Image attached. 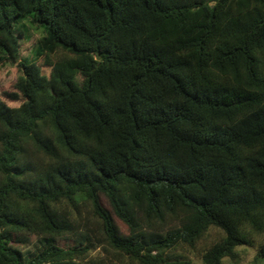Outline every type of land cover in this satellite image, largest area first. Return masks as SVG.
<instances>
[{
  "label": "trees",
  "instance_id": "16d2710c",
  "mask_svg": "<svg viewBox=\"0 0 264 264\" xmlns=\"http://www.w3.org/2000/svg\"><path fill=\"white\" fill-rule=\"evenodd\" d=\"M5 65L0 264H188L211 228L203 264L264 263V0H0Z\"/></svg>",
  "mask_w": 264,
  "mask_h": 264
},
{
  "label": "rangeland",
  "instance_id": "374dc122",
  "mask_svg": "<svg viewBox=\"0 0 264 264\" xmlns=\"http://www.w3.org/2000/svg\"><path fill=\"white\" fill-rule=\"evenodd\" d=\"M24 23V22H23ZM26 24V33L25 38L21 41V57L27 58L29 60L32 59V52L35 46L36 41L43 35L42 31L34 26ZM21 30V27L18 28V31ZM32 64L39 66L41 72L43 74H48V68L43 66L41 59H33L31 61ZM19 75V70L15 66L5 65L0 66V97L5 101V103L11 107H16L19 105L18 101H10L5 96L4 93L12 92L13 85L16 82L17 76ZM13 210L16 215H14L20 221V227L22 231H24L28 237L31 239L32 245L27 248H23L25 251H33L36 247L37 240L41 237V233L39 232V227L36 223V218L33 213V210L19 204L14 203ZM73 218L70 217V224H73ZM221 233L211 228L208 233L197 243L195 248L188 249L183 252L186 261L188 264H203L202 262V254L214 243L216 242ZM263 236L259 235L255 237V246H239L236 248V259L230 260L228 258H224L222 264H264L256 259V246L262 241ZM71 243V235L65 234L63 237L59 239V244L66 246ZM91 257H102V252L99 249H94L91 252ZM114 262H119L117 259H112ZM120 263V262H119Z\"/></svg>",
  "mask_w": 264,
  "mask_h": 264
}]
</instances>
